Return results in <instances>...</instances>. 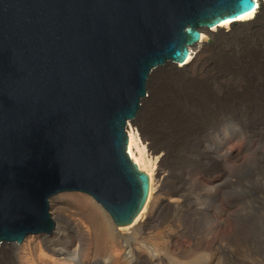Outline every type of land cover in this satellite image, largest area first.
<instances>
[{
  "label": "water",
  "instance_id": "obj_1",
  "mask_svg": "<svg viewBox=\"0 0 264 264\" xmlns=\"http://www.w3.org/2000/svg\"><path fill=\"white\" fill-rule=\"evenodd\" d=\"M254 9L255 0H0V246L52 237V197L89 198L129 229L149 177L127 152V128L150 73L179 67L208 29Z\"/></svg>",
  "mask_w": 264,
  "mask_h": 264
},
{
  "label": "bare ground",
  "instance_id": "obj_2",
  "mask_svg": "<svg viewBox=\"0 0 264 264\" xmlns=\"http://www.w3.org/2000/svg\"><path fill=\"white\" fill-rule=\"evenodd\" d=\"M258 4L261 6V0H255V9L247 16L208 29V35L196 42L194 51L188 50V58L179 67L172 69V63H166L163 69L150 73L147 96L131 123L136 128H127V152L138 169L149 177L147 200L129 229L110 224L105 211L90 199L71 196L74 201L85 203L82 208L89 206L76 210L69 204V198L54 197L49 201L56 222L52 237L46 235L44 242H36V237H29V243L3 244L0 257L7 260L14 255L15 259L9 264H172L166 260L165 253H168L177 264H215L213 260L217 256L230 264L234 259L231 241L239 239L241 234L237 223H231L230 235L210 243L208 252L212 256L206 262L202 258H194L203 254L205 248L202 244L210 231L191 236L190 249H187L181 243L184 234L176 225V228L170 227L174 225L170 219L173 214L178 215L188 209L192 190H197L202 198L210 197L215 203V209L204 208L202 201H195L192 205L196 213L205 211L208 214L211 229L224 227L238 216L239 207L233 198L238 193L237 173L244 164V156L241 159V151L228 153L225 146L235 130L234 126L227 122L218 126L207 140L212 154L208 161L202 157L195 158L185 166L180 176H176L164 165L169 149L165 143L158 146L156 135L141 114L153 99L151 80L162 73L195 84H206L222 82L236 68L246 67L264 47V7L261 12ZM235 23L239 25L234 26ZM236 94L248 102H258L255 101L258 91L244 87ZM250 134L243 139L242 147L251 144L252 136L255 137L254 142L264 138V120H257ZM257 155L264 159V150ZM216 171L219 175L210 178ZM64 208L69 212L65 213ZM156 218L160 219L157 224L160 229L152 226Z\"/></svg>",
  "mask_w": 264,
  "mask_h": 264
},
{
  "label": "rangeland",
  "instance_id": "obj_3",
  "mask_svg": "<svg viewBox=\"0 0 264 264\" xmlns=\"http://www.w3.org/2000/svg\"><path fill=\"white\" fill-rule=\"evenodd\" d=\"M258 5L260 10L261 6ZM238 25L239 23H235L234 26ZM150 85L153 99L142 112L141 118L148 121L153 135L157 137L158 146L165 143L169 149L164 163L168 170L180 176L185 166L195 158L202 157L208 161L212 154L208 150L207 140L224 122L235 129L226 142L227 152L235 154L241 151V159L244 156V164L237 173L238 193L233 198L239 207L238 216L224 227L211 229L208 214L205 211L196 213L192 205L195 201H202L204 208L215 209V203L210 197L202 198L197 190H192L188 209L178 215L171 214L173 218L170 219L174 221V225L170 227H177L184 234L182 246L190 249V237L207 234L205 232L209 230L210 233L202 244L205 248L203 254L192 256L194 259L202 258L208 262L212 256L211 252H208L210 243L221 236L230 235L231 223H237L241 234L239 239L231 241L234 259L230 264H264V159L257 155L259 151L264 150V138L254 142L255 137L252 136L251 144L242 147L243 139L251 135L254 123L264 120V47L246 67L236 68L222 82L195 84L162 73L152 79ZM244 87L259 92L255 100L258 102H248L246 98L236 94ZM128 126L136 128L131 123H128ZM217 175L219 171L214 172L210 178ZM70 197L67 196V200L69 204L74 205V209L83 210L89 207L82 208L85 203L79 204ZM64 212L69 210L64 208ZM50 213L52 215L51 210ZM159 221L160 219L156 218L152 226L158 227ZM165 257L170 263L177 264L170 254L165 253ZM12 259H15L14 255L7 260L0 257V264H9ZM225 260L217 256L213 262L229 264Z\"/></svg>",
  "mask_w": 264,
  "mask_h": 264
}]
</instances>
